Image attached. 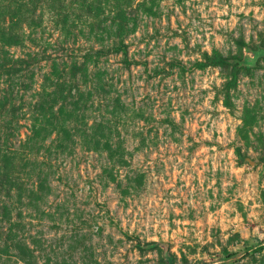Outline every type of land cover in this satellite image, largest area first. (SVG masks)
Segmentation results:
<instances>
[{
    "label": "rangeland",
    "instance_id": "1",
    "mask_svg": "<svg viewBox=\"0 0 264 264\" xmlns=\"http://www.w3.org/2000/svg\"><path fill=\"white\" fill-rule=\"evenodd\" d=\"M0 264H264V0H0Z\"/></svg>",
    "mask_w": 264,
    "mask_h": 264
},
{
    "label": "trees",
    "instance_id": "2",
    "mask_svg": "<svg viewBox=\"0 0 264 264\" xmlns=\"http://www.w3.org/2000/svg\"><path fill=\"white\" fill-rule=\"evenodd\" d=\"M252 61H250V60H244V61H242L241 63H244V64H250Z\"/></svg>",
    "mask_w": 264,
    "mask_h": 264
}]
</instances>
